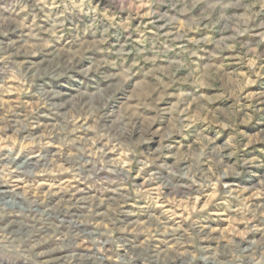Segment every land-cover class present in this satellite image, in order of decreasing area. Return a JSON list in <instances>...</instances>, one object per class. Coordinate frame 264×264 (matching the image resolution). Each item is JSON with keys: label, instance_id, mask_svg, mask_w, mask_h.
<instances>
[{"label": "clouds", "instance_id": "1", "mask_svg": "<svg viewBox=\"0 0 264 264\" xmlns=\"http://www.w3.org/2000/svg\"><path fill=\"white\" fill-rule=\"evenodd\" d=\"M0 264H264V0H0Z\"/></svg>", "mask_w": 264, "mask_h": 264}]
</instances>
